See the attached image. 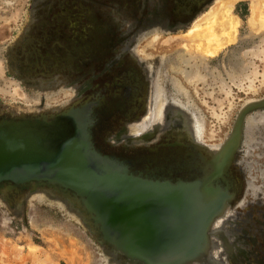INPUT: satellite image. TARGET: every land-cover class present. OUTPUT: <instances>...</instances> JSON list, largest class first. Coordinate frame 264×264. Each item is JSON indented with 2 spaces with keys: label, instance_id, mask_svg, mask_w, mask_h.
Returning a JSON list of instances; mask_svg holds the SVG:
<instances>
[{
  "label": "rangeland",
  "instance_id": "374dc122",
  "mask_svg": "<svg viewBox=\"0 0 264 264\" xmlns=\"http://www.w3.org/2000/svg\"><path fill=\"white\" fill-rule=\"evenodd\" d=\"M179 1L171 12V0H0V121L85 110L97 153L94 137L127 174L174 186L199 181L150 179L128 166H173L170 156L145 157L165 139L207 158L228 151L232 197L200 245L171 264H264V25L251 23V0H214L193 16L196 2ZM224 4L235 32L220 25ZM208 23L223 43L212 54L195 51L196 28L208 35ZM0 221L29 263H139L104 238L80 196L54 183H0Z\"/></svg>",
  "mask_w": 264,
  "mask_h": 264
},
{
  "label": "water",
  "instance_id": "95a60500",
  "mask_svg": "<svg viewBox=\"0 0 264 264\" xmlns=\"http://www.w3.org/2000/svg\"><path fill=\"white\" fill-rule=\"evenodd\" d=\"M7 181L50 182L73 191L104 238L144 264H171L188 254L214 214L213 196L133 177L97 153L85 110L50 120H1L0 183ZM182 239L185 250L168 254Z\"/></svg>",
  "mask_w": 264,
  "mask_h": 264
},
{
  "label": "flooded vegetation",
  "instance_id": "af4514ba",
  "mask_svg": "<svg viewBox=\"0 0 264 264\" xmlns=\"http://www.w3.org/2000/svg\"><path fill=\"white\" fill-rule=\"evenodd\" d=\"M214 0H189L191 3L196 2V7H194L192 10L193 16L198 10L200 11L205 5L209 4L210 2H213ZM179 0H171V12H174L175 9L179 5ZM196 10V11H195ZM198 11V12H199ZM197 12V13H198ZM196 13V14H197ZM178 22H186L184 19L180 20ZM102 105L100 107H103V102L101 101ZM129 105V104H127ZM126 105V106H127ZM107 106V105H105ZM96 110V109H95ZM126 118H129L132 116V113L130 111H123ZM100 119L98 115L96 114V111L93 114V128L91 129V134L94 137L95 134H97V131L100 127L99 122ZM93 145L95 149L99 153H109L110 151L100 147L96 143L95 137L93 138ZM145 157L149 156H159V159H161V156L165 155L164 159H166L168 156L173 158L175 160V163H173V166H169L168 168H157L154 165L145 164L141 165L139 167L132 165L128 166L129 169L139 174L143 177L150 178V179H156V180H165V181H199L195 182V184H190L191 188L197 189L201 191L203 194H209L213 196L214 202H213V212L215 213L218 211L221 207V202L223 203L224 199L231 198V192L229 191V188H227V184H225V170H226V160L228 159V151L226 150L222 151L218 155L207 158L206 155H201L199 152L193 151V148L188 145H182L178 143L177 141L169 142V140L165 139L161 142H158L157 144H154L152 146H149L144 150ZM195 152L198 156H195ZM170 154V155H168ZM144 164V163H143ZM210 165V166H209ZM216 165V167L212 170L214 171L213 177H209V167ZM214 190V195L210 194V191ZM213 235L219 236V233H215ZM232 236V233L230 234ZM221 239H224V236H220ZM209 242V240H208ZM209 245V244H208ZM209 247V246H208ZM215 257V256H214ZM204 258V257H203ZM216 259V262L213 264H221L220 261ZM203 259H201L202 261ZM137 264H144L139 261Z\"/></svg>",
  "mask_w": 264,
  "mask_h": 264
},
{
  "label": "bare ground",
  "instance_id": "6f19581e",
  "mask_svg": "<svg viewBox=\"0 0 264 264\" xmlns=\"http://www.w3.org/2000/svg\"><path fill=\"white\" fill-rule=\"evenodd\" d=\"M230 1H235V0H229L228 1V3L230 2ZM252 1V4H251V7H252V18H251V23L253 24V25H255L256 23H260L261 22V25H264V11H259L260 10V8H262V7H264V0H251ZM227 3V4H228ZM227 4H224V11H223V14H224V20H219L218 19V21L220 22H222L220 25L223 27L222 29H224V30H227V29H229L231 32H235L236 30H237V25H238V20L237 19H235L234 17H232L231 16V14H230V6L229 5H227ZM221 5H222V3H221ZM262 10V9H261ZM221 13V12H220ZM260 13V14H259ZM223 14H222V16H223ZM258 16V17H257ZM216 18H214V20H215ZM213 20V22H210V23H212L213 25L214 24H216L218 21H214ZM258 21V22H257ZM210 25L209 23H208V26H210V27H208V26H204L203 27V29L205 28V27H207V28H209V29H207V32L210 30V31H212L211 32V34H210V31H209V34L208 35H206L207 33H203V36L200 34V33H202V32H204L202 29H201V26H198L196 29H198L199 31L198 32H196V30H194V32H196V33H198L199 35H197L196 36V34H195V36L194 35H190V37L192 36H194V37H197L196 38V44H195V51L197 50V51H199L200 50V52L202 51V52H204V53H209V54H212L213 52H215V51H217L220 47H222V45H223V43L222 42H220L219 40H220V38L218 37V35H216V32L213 34V30H211V29H214V28H212L213 27V25ZM219 24H217L216 25V27L218 26ZM215 26V25H214ZM220 26V27H221ZM211 28V29H210ZM205 31H206V29H204ZM227 32V31H225V35H227V43L230 41V40H232V39H234V36H232L231 35V32ZM193 31H191L190 33H192ZM224 32V31H223ZM189 33V32H188ZM222 33V32H221ZM221 33H220V35H221ZM230 33V34H229ZM204 34H205V36H204ZM223 35H224V33H222ZM201 35V36H200ZM193 37V38H194ZM222 37V36H221ZM188 38V37H187ZM194 47V46H193ZM192 51H194V49L192 50ZM199 52V53H200ZM198 53V52H197ZM201 54V53H200ZM203 54V53H202ZM199 62V61H198ZM190 63H192V61L190 62ZM183 64V63H182ZM202 72V71H201ZM204 75V74H203ZM206 75V74H205ZM202 76V75H201ZM204 77V76H203ZM184 80V79H183ZM183 114V113H182ZM189 115V114H188ZM210 218V217H209ZM202 235V234H201ZM211 236V235H210ZM202 239H203V236H202ZM200 242H201V238H200V240H199V245H200ZM188 243V242H187ZM186 241L184 240V239H182V240H178L177 242H176V244L172 247V248H170V249H168V251H167V253L168 254H172V253H177L178 251H184L185 250V247H186ZM197 246V245H196ZM207 246V245H206ZM194 247L192 248V249H187L186 251H187V253L189 254V253H191V252H193L194 250ZM210 256V255H209ZM209 262V261H208ZM210 263V262H209ZM215 263V262H214Z\"/></svg>",
  "mask_w": 264,
  "mask_h": 264
},
{
  "label": "crops",
  "instance_id": "0c3cea01",
  "mask_svg": "<svg viewBox=\"0 0 264 264\" xmlns=\"http://www.w3.org/2000/svg\"><path fill=\"white\" fill-rule=\"evenodd\" d=\"M28 250L27 247H24L19 251L10 233L0 229V264H33L27 262Z\"/></svg>",
  "mask_w": 264,
  "mask_h": 264
}]
</instances>
